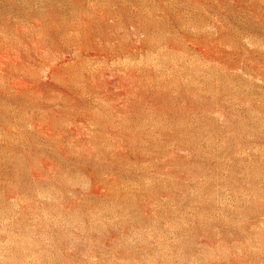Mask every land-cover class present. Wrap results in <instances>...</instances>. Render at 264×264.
Returning <instances> with one entry per match:
<instances>
[{"label": "rangeland", "instance_id": "1", "mask_svg": "<svg viewBox=\"0 0 264 264\" xmlns=\"http://www.w3.org/2000/svg\"><path fill=\"white\" fill-rule=\"evenodd\" d=\"M0 264H264V0H0Z\"/></svg>", "mask_w": 264, "mask_h": 264}]
</instances>
